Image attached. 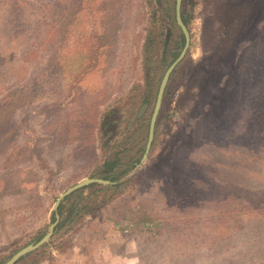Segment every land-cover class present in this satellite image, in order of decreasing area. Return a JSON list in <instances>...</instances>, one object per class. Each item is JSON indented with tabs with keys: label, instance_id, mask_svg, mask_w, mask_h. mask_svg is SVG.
Returning <instances> with one entry per match:
<instances>
[{
	"label": "rangeland",
	"instance_id": "1",
	"mask_svg": "<svg viewBox=\"0 0 264 264\" xmlns=\"http://www.w3.org/2000/svg\"><path fill=\"white\" fill-rule=\"evenodd\" d=\"M175 6L0 0V263L117 158L17 264H264V0H183L191 45L131 169L183 50Z\"/></svg>",
	"mask_w": 264,
	"mask_h": 264
},
{
	"label": "water",
	"instance_id": "2",
	"mask_svg": "<svg viewBox=\"0 0 264 264\" xmlns=\"http://www.w3.org/2000/svg\"><path fill=\"white\" fill-rule=\"evenodd\" d=\"M182 4H183V0H176L175 17H176L177 25L180 28V30L182 31V34L184 35L185 45H184L183 50L181 51L179 57L168 67L167 71L165 72V74L162 78V81H161V84H160V87L158 90L157 98H156L154 111H153L151 121H150L149 135H148V142L146 145V150H145V153L143 155L141 162L138 165H136L134 169L139 168L143 163H145V161L149 157V153H150V150H151V147H152V144L154 141V137H155L156 124H157V121H158V118H159V115L161 112V108L163 105V100H164V96L166 93L168 83L170 81L172 74L176 70V68L181 64V62L186 57L188 50L190 48V45H191V35H190L188 27L185 25V23L183 21ZM147 107H148V105L143 106L140 115L143 114V112L147 109ZM93 184L109 186V185L115 184V182H111V181L103 180V179H85V180L79 182L78 184L67 189L63 194H61L58 197V199L56 200V202L54 204L53 213L55 214V221L50 225L48 233L40 241L33 243V244H30V245L26 246L25 248L21 249L20 251H18L5 264H17L22 258L26 257L27 255L37 251L42 246H44L52 238V236L54 235L56 228L60 222V215L58 213V210H59L60 205L63 203V201L67 197L74 194L75 192H77V191H79L85 187H88L90 185H93Z\"/></svg>",
	"mask_w": 264,
	"mask_h": 264
},
{
	"label": "trees",
	"instance_id": "3",
	"mask_svg": "<svg viewBox=\"0 0 264 264\" xmlns=\"http://www.w3.org/2000/svg\"><path fill=\"white\" fill-rule=\"evenodd\" d=\"M183 21H184L185 25L188 26V19H187L185 16H183ZM184 41H185V40H184V36L182 35V36H181L182 48H183V46H184ZM179 55H180V53H177V54L173 57L171 63L174 62V61L178 58ZM119 161H120V160L117 159V158H116L115 160H108V161H106V162L104 163V165H103V170H102V176H101V179H103V180H108V181H111V182H116V181H118V180L124 175V173L127 172V171H124V172H116V170H117V168H118V165H119ZM139 163H140V159H138V160L136 161V163L132 166L131 169L135 168V166H136L137 164H139ZM95 187H101V186H100V185L93 184V185H90V186H88V187H85V188H83L82 190H80V191H78V192L72 194L71 196L67 197V198L65 199L64 202H68L69 200H71L72 197H74V195L77 194V193H80V192H82V191H84V190H86V189H89V188H95ZM114 187H117V186L103 187V188L106 189V188H114ZM64 202L60 205L59 210H58V213H59V215H60V217H61V221L59 222V224H58V226H57L55 232H58V231H59V230L65 225V223L68 221V219H71V218L75 215V207H73L72 209H70V210L68 211L66 217H65L64 219H62V217H63V212H64V208H65V204H64ZM54 221H55V214L53 213V215H52V222H54ZM147 222H148V221H146V219H143V220L140 222V224H146ZM45 234H46V233H43V234L37 239V241H39L40 239H42V238L44 237ZM28 256H30V255H28ZM28 256H26V257H28ZM26 257L22 258L19 262H21L22 260H24ZM4 262H5V261H2L0 264H3Z\"/></svg>",
	"mask_w": 264,
	"mask_h": 264
},
{
	"label": "built area",
	"instance_id": "4",
	"mask_svg": "<svg viewBox=\"0 0 264 264\" xmlns=\"http://www.w3.org/2000/svg\"><path fill=\"white\" fill-rule=\"evenodd\" d=\"M77 264H82V263L79 262V263H77Z\"/></svg>",
	"mask_w": 264,
	"mask_h": 264
},
{
	"label": "flooded vegetation",
	"instance_id": "5",
	"mask_svg": "<svg viewBox=\"0 0 264 264\" xmlns=\"http://www.w3.org/2000/svg\"><path fill=\"white\" fill-rule=\"evenodd\" d=\"M184 36V35H183ZM185 40V39H184ZM184 45H185V41H184Z\"/></svg>",
	"mask_w": 264,
	"mask_h": 264
}]
</instances>
